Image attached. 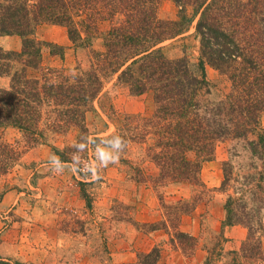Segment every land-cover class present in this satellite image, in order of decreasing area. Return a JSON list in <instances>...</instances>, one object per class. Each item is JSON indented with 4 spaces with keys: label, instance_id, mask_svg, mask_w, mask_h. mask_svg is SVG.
I'll return each instance as SVG.
<instances>
[{
    "label": "trees",
    "instance_id": "trees-1",
    "mask_svg": "<svg viewBox=\"0 0 264 264\" xmlns=\"http://www.w3.org/2000/svg\"><path fill=\"white\" fill-rule=\"evenodd\" d=\"M162 1L0 0V35L22 37L20 51L0 46V76L9 77L7 85L0 84V126L19 130L28 148L45 144L51 132L65 133L74 127L86 131L87 114L95 109L106 84L116 76L117 83L134 94L152 93L155 110L148 116L124 115L112 106L117 118L115 132L94 137L93 144L101 141L113 146L116 137L122 141V149L132 143L144 144L158 171L149 175L137 167L139 182L152 183L156 188L182 183L202 186V163L215 156L217 146L229 138L248 140L253 158L261 165H251L254 172L242 175L238 186L241 178L234 176L233 163H223L220 189L227 195L226 218L208 249L205 264L227 256H233L232 264L263 263L264 0H173L181 12L193 7L189 24L200 14L196 27L201 41L200 76L186 58L170 59L158 47L186 29L184 25L163 24L159 17ZM212 10L219 14L212 15L210 21ZM100 20H108L111 25L103 38L104 48L92 51L87 67L80 65L68 73L43 66V44L32 38L39 25L64 26L71 40L85 43L90 33L98 31ZM207 61L232 84L217 102L203 98L209 87ZM15 63L19 67H14ZM33 70L38 72L34 74ZM251 134L256 138L249 140ZM3 145L12 147L10 155L16 153L13 145ZM53 150L62 161H73L57 147ZM22 154L20 151L11 157L17 160ZM182 205L167 204L162 199L166 214L172 218L160 224L171 234L175 248L193 254L198 237L182 230L176 221ZM235 225L246 227L248 234L238 250L227 251L224 229ZM162 254V247L157 245L140 254L141 264H158ZM0 264L21 263L0 257Z\"/></svg>",
    "mask_w": 264,
    "mask_h": 264
},
{
    "label": "rangeland",
    "instance_id": "rangeland-1",
    "mask_svg": "<svg viewBox=\"0 0 264 264\" xmlns=\"http://www.w3.org/2000/svg\"><path fill=\"white\" fill-rule=\"evenodd\" d=\"M181 11L173 0H163L160 4L159 17L163 24L184 25L186 29L158 47L170 59L186 58L192 71L200 76L201 41L196 34L200 14L189 24L187 19L192 17L193 7ZM211 13L210 21L219 14L217 10ZM110 25L108 20L98 21V31L90 33L85 43L74 42L66 27L51 23L39 25L32 38L43 44V66L71 73L80 65H89L94 49L104 48L103 38ZM16 36L19 48L11 49L10 43L2 48L20 51L22 37ZM17 66L15 63L14 67ZM205 70L209 87L204 90L203 98L217 102L231 90L232 84L208 61ZM32 72L36 74L38 70ZM112 106L124 115L148 116L155 110L152 93L134 94L129 87L118 84L115 76L106 84L95 109L87 114L86 131L74 127L65 133L51 132L45 144L29 148L19 130L20 138L13 129L0 135V144H11L16 150L10 155L12 147L1 146L2 259L21 264H141L140 254L160 245L163 254L158 264L206 263L208 249L226 218L227 195L220 189L224 180L223 163H233L234 176L241 178L236 183L238 186L242 184V175L254 172L251 165H261L253 158L248 140L229 138L221 142L215 156L202 163V186L182 183L156 188L152 183L136 179L137 167L149 175L158 171L147 156L144 144L132 143L128 149H117L101 141L93 144L94 137L115 132L117 118L111 112ZM261 122L264 126V115ZM255 138V134L249 136V140ZM39 145H47L54 154L53 147H57L73 161H62L59 155L57 160L24 156ZM20 151L23 152L21 157L13 160L11 156L15 157ZM161 198L167 204L181 202L185 205L176 221L180 222L182 230L198 237L193 254H186L171 244V234L160 222L172 217L166 214ZM227 227L224 234L228 241L224 248L238 250L248 229L235 225L225 232ZM169 231L173 232V227L170 226ZM232 261L233 256H227L213 258L210 264H232Z\"/></svg>",
    "mask_w": 264,
    "mask_h": 264
},
{
    "label": "crops",
    "instance_id": "crops-1",
    "mask_svg": "<svg viewBox=\"0 0 264 264\" xmlns=\"http://www.w3.org/2000/svg\"><path fill=\"white\" fill-rule=\"evenodd\" d=\"M16 35H6V36H0V46L3 48L8 45V43L11 44V49H17L19 48V40L16 38ZM9 83V78L6 76H0V84L1 85H7ZM9 129H13L16 131V136L20 138L21 133L12 127H0V135L6 134ZM17 138V139H18ZM15 140H13L14 142ZM25 157H28L29 159L33 158L35 160H39L41 158L48 159V160H57L59 159L58 155L52 153V150L47 145H39L37 147H34L26 152L24 155ZM229 226L225 230V232H228ZM2 259V258H1Z\"/></svg>",
    "mask_w": 264,
    "mask_h": 264
},
{
    "label": "clouds",
    "instance_id": "clouds-1",
    "mask_svg": "<svg viewBox=\"0 0 264 264\" xmlns=\"http://www.w3.org/2000/svg\"><path fill=\"white\" fill-rule=\"evenodd\" d=\"M113 147H114V148H117V149H119V148L122 147V141L120 140L119 137H116V138L114 139V141H113Z\"/></svg>",
    "mask_w": 264,
    "mask_h": 264
}]
</instances>
